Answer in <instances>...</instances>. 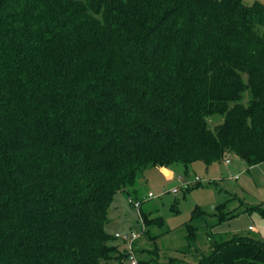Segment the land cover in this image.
I'll list each match as a JSON object with an SVG mask.
<instances>
[{
    "label": "trees",
    "instance_id": "16d2710c",
    "mask_svg": "<svg viewBox=\"0 0 264 264\" xmlns=\"http://www.w3.org/2000/svg\"><path fill=\"white\" fill-rule=\"evenodd\" d=\"M231 153L264 161V2L0 0V264L117 260L116 192L137 200L148 169ZM214 209L211 227L235 213ZM209 247L189 264H264L248 236Z\"/></svg>",
    "mask_w": 264,
    "mask_h": 264
},
{
    "label": "rangeland",
    "instance_id": "374dc122",
    "mask_svg": "<svg viewBox=\"0 0 264 264\" xmlns=\"http://www.w3.org/2000/svg\"><path fill=\"white\" fill-rule=\"evenodd\" d=\"M252 1L244 0L247 4ZM243 78L247 80L246 75ZM248 101L246 92L242 102L247 105ZM222 121L223 116L215 115L207 119V125L214 129ZM225 158L230 162L225 163ZM136 185L141 193L134 197L140 200L142 209L154 210L163 218L166 229L163 234L159 228H151L149 234L142 232L140 216L126 194H114L106 230L111 234L139 233L132 243L136 264L194 263L201 252L209 251L210 241H221L234 235L264 242V161L249 166L240 156L231 153L209 166L196 162L188 173H184L180 166L148 169L137 178ZM174 187H177V193L172 191ZM148 192H152L154 197H148ZM221 202H226L227 209L235 213L211 227L210 223L215 220L211 214L215 205ZM196 207L209 214L207 222L200 218L191 220ZM202 222L209 228L203 229ZM188 224L198 227L194 246H188ZM152 234L161 235L152 239ZM116 241L121 243L117 260L104 264H130L127 242L120 238Z\"/></svg>",
    "mask_w": 264,
    "mask_h": 264
},
{
    "label": "built area",
    "instance_id": "2783aa9c",
    "mask_svg": "<svg viewBox=\"0 0 264 264\" xmlns=\"http://www.w3.org/2000/svg\"><path fill=\"white\" fill-rule=\"evenodd\" d=\"M229 162H230V159H225V163H229ZM197 178L198 177H196V179ZM234 178H237V175H235ZM172 191L174 193H177V191H178L177 187H174L172 189ZM147 196L148 197H154V194L152 192H148ZM128 201H129L130 204H132V206L137 210V212L139 214V209H140V206H141L140 200H133V199L129 198ZM138 234L139 233H136L134 231H132L130 234H126V235H122V234H119V233H115L114 234L116 238L123 239V240H125L127 242L128 257H129V260H130V264H136V258H135L134 253H133L132 243L138 237Z\"/></svg>",
    "mask_w": 264,
    "mask_h": 264
}]
</instances>
